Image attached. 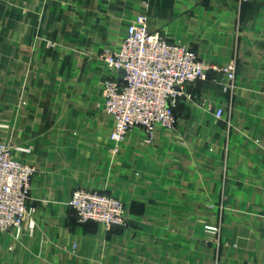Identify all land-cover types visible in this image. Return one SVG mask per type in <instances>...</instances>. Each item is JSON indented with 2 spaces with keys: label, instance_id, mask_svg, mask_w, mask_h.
Returning <instances> with one entry per match:
<instances>
[{
  "label": "crops",
  "instance_id": "obj_1",
  "mask_svg": "<svg viewBox=\"0 0 264 264\" xmlns=\"http://www.w3.org/2000/svg\"><path fill=\"white\" fill-rule=\"evenodd\" d=\"M143 12L148 16L150 31H159L170 41L191 46L208 65H223L235 59L236 94L242 95L247 90L241 76L240 59L237 60L235 54L243 56L244 43L261 39L256 27L258 20L264 18V0H0V24L20 26L18 39H23L22 29L25 41L52 39L60 33L51 34L43 30L41 24L67 25L64 35L79 43L81 57L77 61L85 68V74L77 79L84 87L82 90L69 89V84L57 74L53 75L54 80H49V69H36L35 76L39 80L35 79L34 84L41 102L32 106L26 100V105L32 106L30 112L25 107L16 108L14 114L12 111L14 127L10 135L3 134L4 141H11L14 155L36 169L28 201L35 204V211L30 219L32 233L22 232L23 225L19 232L9 230L0 235V257L19 247L23 249L24 242L29 244L33 240L39 244L40 252L45 247L46 253L53 255L51 258H57L62 253L60 249L56 253L60 241L64 247L65 243L69 244L68 252L72 254L68 257L72 258L67 261L69 264L86 263L85 260L95 264L89 255L90 249L95 251L96 246H102V252H107L102 255L106 259L109 251L117 253L120 250L121 253L113 257L119 256L120 261L127 263L131 253L126 248L132 246L134 237L130 225L119 233L111 232L114 230L103 224L97 229L94 225L76 226L73 232L67 233L64 227L56 224V247H51L49 240L41 235L43 228L53 219L60 221L57 217H62L64 210L70 207V197L77 188L97 189L120 198L132 222L133 215H152L150 208L155 206L154 201L168 198L171 193L175 182L171 178V160L178 161L172 159L173 140L177 133L184 132L183 129L158 127L153 140L148 142L144 129L135 126L126 134L118 152L110 149L113 120L105 110L103 86L110 76L119 79L120 73L110 71L98 55L103 47L117 49L128 24ZM28 25L31 30L35 29L31 38L26 34ZM3 38L7 40V53L11 55L10 42L14 36ZM217 78L220 79L218 73L209 69L207 78L196 85V91L208 98L206 103L211 102L207 103L209 107H205V112L213 116V109L222 106L225 100V93L215 86ZM20 82L27 92V75ZM59 87L70 90L69 95H62L75 100L77 109L68 107V111L61 113L64 105H60L59 100L47 104L44 97L50 93L46 91L57 92ZM41 107L48 108L39 113ZM32 108L36 112L33 113ZM31 121L35 126L29 130ZM20 146H30L31 151L23 152ZM174 186L177 188L179 184ZM236 213L226 259L229 264H264V227L249 224ZM242 224L244 231L239 232L237 228Z\"/></svg>",
  "mask_w": 264,
  "mask_h": 264
},
{
  "label": "rangeland",
  "instance_id": "obj_2",
  "mask_svg": "<svg viewBox=\"0 0 264 264\" xmlns=\"http://www.w3.org/2000/svg\"><path fill=\"white\" fill-rule=\"evenodd\" d=\"M40 26L51 34H60L52 39L25 41L24 29L23 39H18L20 26L16 25L15 28L12 23L0 24L1 141H4L5 134L10 135L12 132L14 118L11 117L16 108L21 110L25 107L30 112L33 103L41 102L36 96L38 89L34 84L35 79L39 80L35 76L36 69H49V80H54L53 77L57 74L69 84V89L84 88L77 82L79 76L85 74V68L77 61L81 57L78 54L80 46L77 41L66 39L64 29L67 25ZM33 30L28 25L26 34L29 38L33 35ZM256 32L261 34V39H251L248 44L244 43L241 50L243 56L235 54L236 59H240L241 76L246 81L247 90L242 95L225 92L217 78L218 84L215 86L225 93L222 104L224 115L221 119L205 112V107H209L207 103L211 102L206 103L208 98H203L196 91L199 81L189 87L194 90L191 98L182 97L172 106L174 128L183 129L184 132L177 133L173 140L175 148L172 159L176 158L178 161L171 160V178L175 180L171 193H168V198L154 201L155 206L150 208L152 215H133V222L124 207L127 224L112 228L114 231L106 230L119 233L130 225L129 229L134 236L132 246L126 248L131 253L130 261L124 263L118 259L119 256L113 257L121 253L120 250L117 253L109 251L106 259L102 255L107 252H102V246H96L95 251L90 249L89 255L95 264H229L226 257L232 244L230 232L236 222L233 216L235 210L241 211L236 214H240L239 218L243 221L264 227V18L258 20ZM12 34L14 40L10 42L9 55L7 40L3 37ZM239 42H236L237 45ZM233 61L237 65V61ZM26 75L27 92L20 84L21 79H26ZM58 89L57 92L52 89L46 91L50 93L44 97L47 104L51 105V101L59 100L60 105H64L61 113L68 111V107L77 109L75 100L62 95H69L70 90L63 87ZM26 100L32 106L26 105ZM46 108L48 107H41L39 113ZM32 111L36 112L33 108ZM32 126H35L33 121L29 124V130ZM178 184L176 188L174 185ZM28 206L31 213L23 226L22 232L25 231V234L32 233L30 219L35 211L34 203L32 205L28 202ZM57 218L60 221L53 219L48 226H44L41 234L49 240L51 247H56L57 243L56 224L64 227L67 233L73 232L76 226L94 225L97 229L102 225L94 220L80 221L71 207L64 210L62 217ZM208 226L216 229L210 231ZM87 227L93 229V226ZM237 230L243 232V224ZM109 239L107 236V241ZM24 245L23 249L19 247L9 255L2 253L0 264H69L67 261L72 260L71 257L68 258L72 254L68 252L67 243L64 247L58 241L56 253L58 249L62 253L57 258H51L53 255H48L45 247L40 252L39 244L33 240L29 244L24 242ZM85 261L86 263L77 264H91L90 260Z\"/></svg>",
  "mask_w": 264,
  "mask_h": 264
},
{
  "label": "built area",
  "instance_id": "obj_3",
  "mask_svg": "<svg viewBox=\"0 0 264 264\" xmlns=\"http://www.w3.org/2000/svg\"><path fill=\"white\" fill-rule=\"evenodd\" d=\"M99 58L110 71L103 86L106 113L113 120L109 140L113 153L120 150L128 131L139 126L151 142L158 127L173 129L172 106L180 98H191L193 83L205 80L209 69L216 71L225 92L236 93L237 65H208L191 46L170 41L159 31H150L145 12L137 15L127 26L126 34L117 49L103 47ZM214 117L224 115L222 106L213 109ZM19 150L30 152V146ZM35 167L18 159L11 141L0 142V235L6 231L19 232L28 215L31 179ZM69 206L80 221L94 220L107 229L123 227L128 218L121 199L87 188L72 192ZM210 231L216 228L208 226Z\"/></svg>",
  "mask_w": 264,
  "mask_h": 264
}]
</instances>
